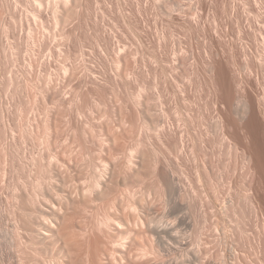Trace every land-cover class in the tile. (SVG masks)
I'll use <instances>...</instances> for the list:
<instances>
[{"label": "rangeland", "instance_id": "1", "mask_svg": "<svg viewBox=\"0 0 264 264\" xmlns=\"http://www.w3.org/2000/svg\"><path fill=\"white\" fill-rule=\"evenodd\" d=\"M36 1L38 2V0H0V53H1L0 58L2 59V60L0 59V78L1 79L4 78L5 80L4 79L3 80L7 83H8L7 80H9L10 77L14 78V80L19 79V81L29 80V79L31 80V78L32 79L33 78L34 79L47 78V74L45 72L41 75L38 71L37 66L35 68V65H37V63L34 64L35 69L33 68V66L32 67L30 66L31 64L30 59H29L30 62L27 61L30 64L24 63V61L27 59L28 56H30V54L32 56V53L30 52L29 48H32L33 44H36L34 45L35 47L33 46V48H35V51H37L42 47L43 43H45V46L47 47L46 52L48 53V58L54 57V60L52 63L53 66L51 68V70L53 69L51 71L54 75L53 79L55 81L57 79H61L63 85L66 87V89L69 90V93H71L72 88H71V85H69L70 78L64 77V75L62 78H56L55 76L56 73L54 74V71L57 69L55 62L56 60H59V58L64 59V60L70 59L71 61L72 60L75 61L76 59L77 68L79 66L80 70L83 71L86 67L85 66L86 62H85V65H83L85 60L84 58H82L83 57L82 54H84L83 52L92 49L93 55H94L93 64H94L95 75H96V78H94V82L92 85L94 89V97H95L94 98L95 101L93 103L95 122H94L93 127H94V133L96 136L94 138V141L92 142L88 141L86 139L87 135L85 133V131H87L86 121H87V116H88L86 112H88L87 106H88V103H90L89 100L86 99L85 92H86V88L90 85V78H80L84 82L82 83V86L79 87L78 89L79 97H75L74 99L72 97L71 98L72 100L69 99L70 101L66 102V104H64L59 110L60 112L63 111L65 113V116L70 117L67 120H71L67 122L66 117L64 116L65 119L63 118L62 127L64 129L65 141L67 142L68 145H71V144L73 145V146L71 145L72 146L71 149L73 148L72 150L75 155L73 154V152H72V155L75 156L76 159L78 160V164H79L78 167H79V171L81 172V174H79L80 178L78 176L79 180L75 179V182L77 183V185L83 186L86 180L89 183H90V180L91 182L92 180L95 181L97 176L101 175V174L99 175V172L102 169L104 168L106 169V167H109L110 164L116 167H119V165H121L119 168L124 167V168H121L122 173L121 171H119L120 169L117 168L119 169L118 170L119 174L121 173L119 175L118 188L116 187L112 189L111 190L112 193L109 192L111 194L109 195L107 194L106 197L104 196V198L102 197L103 199L101 198L100 200L96 199L92 203V205H86L85 203L83 204L82 203L83 201L81 199L82 202H80L79 208H77L78 212L74 216V221L76 223L78 222V224H81L83 227H86L87 233L89 235H93L96 238L101 237L100 243H101L102 248H104V246L109 247L110 239H111V238L109 239L110 231L106 228L101 229L100 226L99 227L97 226L100 220L106 217L104 215H107V212L111 211L110 209L111 205H109V203L112 204L113 199L116 198L117 201L114 200L115 201V202L113 201L114 204H116V207L118 206L117 207L118 209L122 208V206L124 205V202H123L124 200H121V199H124V198H121V196H119L120 195L119 191H121L122 189L123 191L124 189H127V188L135 189L138 191V194H140V192L142 191L146 193L150 191L152 194V199H154L155 201H153V203H152V199L149 201H151L152 205L154 203L156 204L152 206V208L157 207L158 210L157 209H156L157 211L155 210L156 211L155 213L157 216L167 217L166 215H168L169 217L172 216L174 218L176 215L182 213L184 216L188 214L187 217H190V216H193V214L195 213L193 216L194 218L190 217V220L192 219L191 220L192 223L190 225L183 224L182 227L179 228V231L183 228L179 233L180 239H182L180 241L181 242L185 241V242L178 243L177 244L178 246L176 245L174 249L171 252H169L171 254H169L168 251L167 252L163 251L162 256L165 255L166 259L168 257L171 258L172 256L171 259H173L175 264H179V263L181 264V261L183 260V256L185 257L188 251L197 249L196 244H198L199 242L195 243L196 241H198V240L195 241V239L198 238V237L196 238V234L200 233L201 231L203 232L204 230L203 237L205 239H202L203 237L201 238L202 243L204 244L200 242V245L204 246V248L206 246V248L209 251L211 250L210 252H212L211 254L214 257L213 259H215L216 257V260L218 259L217 261L219 262V263L217 262L218 264H223V263L232 264L234 263V261H236V259L238 260L237 262H235L237 264H242V263L243 264H264V227H263L264 224H263V221L260 219H257V217L251 211H248V210H247L248 212H245L244 214L245 216L243 218L240 215L241 213L240 212H239L240 214L238 213L241 217L240 219L239 217L234 216L231 210L228 213L227 218L225 217L226 219H224V217L223 218L220 217L221 215L220 210H219L220 212H218L217 210L216 212L214 211L215 214L214 213L212 214L210 212V216L211 214L213 216L210 218V220L207 218L209 221L205 218H202L203 216H201L202 213L200 209H198V207L197 209L192 207V202H191V196L193 195V193H192L190 186L192 183H194L195 176H194V172L192 171L193 169L190 168L192 167L190 165L192 164L190 148L186 146L184 149H181L175 144L174 141H171V140L170 142H168V140L165 142L166 137L164 133V132H170V130L172 131V129L174 130L175 128H178V124L182 125V120H179V119L183 116H181L182 114L180 115V113L178 115L177 113L178 110L176 111V107L178 108L180 106L179 101L181 99H179L178 101V98H183L184 96L185 97L183 98V101L185 102V104H183L182 107L187 110H184V109L183 110L187 112L194 111V113L193 112L192 113L194 114L195 118L196 117L198 118V121H196L197 119L195 121L199 123V115H201L202 114L201 112L204 111L203 107L206 102V95H205L203 88H202L203 92L201 89L200 91H198L197 88L199 89L200 87L199 81L201 79L199 78H202L203 76H205V75H202L204 74L202 73V70H205L203 72H206L208 71L206 69L209 68L207 67L208 65L205 66L204 64L207 63V60L205 61V58L207 59V55H205L207 54L206 51L208 50L207 46L211 47V42L209 41L212 38L211 35L215 39H217L215 37L217 35L218 39L220 38L219 40L223 41V42H220L222 43V48L221 47L220 48L224 49V51L229 50L230 52V49L228 48H230L229 46L233 44L232 46L234 47L232 49H234L235 51L234 52L235 58L239 56L237 58L239 59L237 61L238 63L237 66L239 65L238 66L239 68L236 67V69H238V72H243V73L245 72V74L248 73V71L246 69L247 67L245 65V60L242 58L244 61L243 60L241 61L240 59L242 57L240 52H242L243 46L247 47L250 45L247 48L248 49L250 48L253 56L255 55L254 56L255 60L253 57L252 61L253 60L254 61L252 63L254 67L256 65L255 73L257 75L255 73L253 74L256 75L255 77L258 79V91L261 97H263L264 99V93H263L264 92L263 90L264 89V0H232L234 7L235 6L237 7L238 5L242 7L241 9L239 8V6L237 7V10H239L238 12H240L241 14L235 13L234 10H232L234 7L230 9V7L233 6V4L228 5L229 8L227 5L224 6L225 4L224 2L227 3V1L225 0L223 1L221 0L222 2L220 0H79V2H77L78 0H74V1H71L73 2L72 4L74 7H72V4L70 3L68 6H66V8L64 9L62 8L63 13L60 12L62 14L61 15L59 14L60 16H62L61 17L62 23L59 24L61 25L59 29H57V27L55 26L54 12H53L54 16L52 15V12H50V11H53L50 8L52 7L51 5L52 2L53 1L55 2V0H51L49 2L50 4L47 3L48 0L45 3H44L45 0L42 2L43 5H41L42 6L41 8H42V11H45L43 12L44 14H42V11L40 10L41 9L39 6L40 4L38 5ZM229 1L230 0H228V3L231 4V1L230 2ZM202 2H205L203 3V6H202ZM206 3L209 6L205 5ZM74 4H76L77 6L75 7ZM49 5H50V8H49ZM172 6L176 7L175 10H177V8L180 9L179 6H182V9L183 7H185L183 11L186 9L185 11L186 13L182 12L184 14L180 15L181 12L179 11H181L182 9L177 10L179 12L178 14L177 11L175 12ZM206 6L207 8L205 9ZM38 9L41 11V15L40 13L39 15L45 16V19L41 18V21L42 20L45 21L46 28L43 27L44 22L41 23L39 19L40 16L36 14L39 11ZM243 11H246L245 14L247 16H245V14H242ZM230 12L233 13V15L230 14ZM35 14L38 18L35 16ZM193 20H195L196 22ZM186 24L187 26H185ZM243 26H245L246 28ZM6 27L8 28V30H10L9 28H11V30L8 31L9 33L6 31ZM37 27H39L38 30H37ZM190 27H191V30H190ZM213 27L215 28L216 33L217 31H219L217 29H220V31L218 32L219 34H216L214 32L215 30ZM259 28H261L262 30ZM203 29H205L207 32H205V30ZM251 29H254V30L252 31ZM192 30L195 32H193ZM198 30L200 32H198ZM211 30H214L213 31L214 33H210L212 32ZM190 31H192V33ZM208 32L210 34H208ZM222 32L223 34H221ZM242 32L244 33L242 34ZM206 33L208 34L207 37H209V40L208 38L205 39L206 36L204 34ZM33 35L35 36V38H33L34 37ZM106 38L112 39L110 42L112 44L109 43L108 45L109 48L107 47L108 41ZM34 39L36 40L35 42H34ZM208 42L210 43V45ZM244 42H247L248 45L246 43L244 44ZM226 43L228 45H226ZM241 43L244 45L241 46ZM16 44L18 46V50L16 49L17 48V46H15ZM12 45L16 47L15 49L17 51L16 52L14 49L15 53L13 55L14 51H12L11 52L12 56L17 57V53L19 55L16 61H15V58L13 57H10V60L7 57L9 56V54L11 55L9 50L10 51L13 50ZM203 45L204 46L206 45L207 50H205V47ZM224 46H226V48ZM59 48H61V50ZM105 48H108V50L106 51ZM1 49H2V52H1ZM25 49H26V53H25ZM81 49L82 50L84 49L85 51L84 50L81 51ZM221 49L219 50L222 52L223 50ZM6 50L8 51L9 54L7 53ZM250 50H249V54H250ZM20 51H21V54H20ZM226 51L222 53L225 55L228 52ZM236 51L239 54L236 53ZM27 53H30V54H27ZM49 53H51L50 56H49ZM2 54L3 55L5 54L7 56L4 55L5 57H3ZM227 54L225 55L226 57L229 56L230 53H227ZM21 55L24 57L25 59L24 61H22L23 57H21ZM178 55L181 56L180 57L181 61ZM25 56L27 57L25 58ZM11 58L14 59L13 62ZM30 58L33 59V63H35L34 62L35 59L33 57H30ZM197 58L199 59V61ZM182 60H183V63H182ZM4 62L6 65H4ZM179 62L181 63V65ZM198 62L200 64V67L198 66L199 65ZM25 65H28L30 68L28 66L27 68ZM55 66L56 68H54ZM30 69H33L34 71L32 70L29 71ZM80 70L78 72H81ZM165 70H168L169 74L167 73L165 74ZM166 75H169L170 77L172 76L173 78L172 77L170 78L169 76L167 78ZM7 77L9 79H7ZM197 78L199 80H197ZM173 79H177V81H179V83L183 85L182 86L183 89L181 88L183 90L182 94H184L183 97L181 96L182 94L181 95L179 93L176 94L177 88H176V85L174 86ZM11 80L13 79H10V81ZM17 83L18 82L16 80V83L14 82V84H17ZM259 83H262V84H259ZM14 84H9V87L7 88L5 84H4L5 88H3L4 87L3 85H0V86H3L2 89L0 87V115L3 112H5L4 110L2 111L1 107H3V109L5 107L7 109V112L9 113L8 115V113L5 112L6 115L9 118H11V121H10L9 118L3 113L2 116L5 115L6 117L4 118H6L7 121L9 120L8 122L6 121L7 126H8L6 128H9V127L11 128V125L13 122L14 125H20L19 128L23 132L24 130L22 128H24L25 131L27 129H34L39 124H41V121H42V120H39L40 117H37L39 113L34 111L35 117H33L34 115L33 113H31L32 115L31 116L32 118L30 117V119L32 120L31 124H30V121L28 123L26 122V120L25 121L23 120V117L22 118L20 117L21 112L22 113L25 112V109H22L21 107L24 106L26 108L27 105H24V103H26L25 101L22 102L25 99L22 98L23 96L21 97V95L18 94L20 93L19 89L17 88L15 89V91H13L14 87L15 88L17 87ZM19 84H18V87H20ZM12 85H14V87H11ZM66 85H69V86H66ZM260 85H262V87ZM12 91L16 92L21 98V100L22 99L23 100L21 101L19 99L20 100L19 102L17 100L19 97L16 96V93L15 94L12 93ZM145 92L146 94H144ZM201 92L203 95L200 94ZM13 94L16 96L17 99H14L15 96H12ZM178 94L180 95V97H178ZM147 98L149 101L148 100L146 101ZM144 101H146L148 104ZM21 103L23 106H21ZM177 103L179 106H176ZM18 105L21 106V107L19 106V109H17ZM184 105L186 106V108ZM77 108L78 109L81 108L82 109L81 112H84V115L78 116ZM200 108L202 109V111H200L201 110ZM17 110H19L18 113L20 112L19 113L20 116L16 115L18 114ZM195 112L198 114L197 116L195 115L196 114ZM85 114L87 116H85ZM14 115H16V117L19 116V119L23 120V122L25 123H28V125H26L25 123H22L21 120L19 119H14L13 118ZM176 115H178L179 118ZM12 118L14 119L13 121H12ZM2 119L0 120V123H2L3 121L5 122V120H2ZM37 119H38L37 121L38 124L33 121V120L36 121ZM64 120L66 121L64 122ZM14 121L17 123L15 124ZM195 121L193 122L194 124H196ZM10 122H11V125H10ZM20 122L21 124L23 125L25 124V125L23 126L19 124ZM69 122L71 123L69 124ZM6 123H4V125H6ZM14 125H12V129L9 128L10 130L9 136H6L7 135V132H6L5 136L7 140L6 139L2 140L1 139L2 137L0 136V139L2 140L0 141V143L2 142L4 143V145H2L3 143L1 144L2 147L6 146L5 141H8L7 145L10 142L12 143V141H14L12 143L13 145L11 146L10 144V146L14 148V149L13 148L11 149L14 150L13 161H14L15 167L13 166V168L9 171H12L14 173L15 172L13 171L15 170L14 168L17 167L16 169H18L20 167L19 172L16 170L18 173L15 172V176L14 174H10L11 178H9L10 175L8 173L10 172L7 171L8 169L7 170L3 169V167L1 166L2 164L0 163V166L2 167L0 169L1 170L3 169L2 171L3 173L5 170V172L7 173L6 174L4 173V174L5 176L8 175V177L6 176L7 179L9 178L8 180L5 179L6 177L3 178L2 176L4 174L0 170V172L2 173L0 174V176L2 175L1 177L3 178L2 181L4 179L6 180V182L5 180L3 181V183H5L3 184L4 186L2 185V181H0V185H1L0 192H3V194L0 193V195L2 194L0 196V198L2 197V199H0V206L2 205L0 207V210H1L0 214H2L0 215V220H2L3 222L2 223L3 225H2L0 221V224H1L0 227L2 228V229L0 228V237H2L0 238V244H1L0 246H2L3 244L5 246V247L3 246L4 248L0 247L1 256L4 255V252L6 255L7 252L9 254L12 251V249H10L12 248L10 244H11V238H12L11 236L13 234L12 235L10 234L13 233V227L11 225L13 223L12 221H14L15 218L12 213H11L12 215L10 214L11 209L9 208H11L10 206H12L15 201L14 199H13L14 201L10 200V198H12L11 195L14 196L15 194H17L16 189L13 186L17 178L14 179V183H13V180L11 179H13V177H16V173L18 174V177L23 175L21 177L24 179L25 170L23 169H25L24 166H27V164L25 163L27 160H29V163H31L30 160L33 158L31 157L29 159V154L32 153L31 154L32 156L36 155L37 153L36 151L38 150L40 151L39 148L41 145L39 141L33 140V142L34 141L37 142L36 143L37 145L39 143L38 145L39 148H35L38 146L37 145L34 146L35 142L34 143L32 142V139H31L32 136L29 134L30 132L26 131L31 136V137L30 136L27 137L26 132H25V135L23 132L22 134L21 131H19L20 129ZM30 125L32 126L36 125V127L34 128L31 127V128L26 129V127L28 126L30 127ZM184 125H186L187 127V124L184 122V124L182 125L183 127L182 129L186 128ZM13 126L15 127L14 129H19V130L15 132V130L13 129ZM194 127H196V125H194ZM1 128H4V126ZM197 128L200 129L199 124L197 125L195 129ZM11 130L13 131V133H11L12 132ZM42 131L44 132V130ZM43 132L42 133L40 131H38L37 133L34 132L35 133L34 135L36 136V134L39 133L41 134V138H42L43 137L42 134L44 135ZM20 134H22V136H20ZM23 136L26 137L25 139L27 143L26 141L25 143L27 144V147H29L27 148L28 151H26L27 149L26 147H24L26 146V144L24 143V140H23L24 138H21ZM39 136H36V139L38 138L41 139ZM7 137L8 138L10 137L9 140ZM27 138H29V140L31 139L29 143H28ZM19 140L20 142L22 141L21 142L22 145L24 144L25 145L19 146V144H21ZM22 147L26 149V150L24 149L26 152H29V154L25 153L28 156L27 159L25 158L26 156L25 157L23 156L25 154H23L22 152L24 150H21ZM29 150H31V153ZM0 151H1V148H0ZM33 152H35L34 155H33ZM21 153L23 154L21 156L24 157L23 161L25 160L24 161L25 163L21 161L22 159V157L20 156ZM15 155L21 158L19 162L17 160L18 158H16ZM148 157H150L152 160H150ZM152 157H156V158H152ZM3 158L4 157H2V159ZM65 158L67 160H70V155L66 153ZM154 159L157 160L158 162L160 160V163H159L160 165L157 163L159 165V168H161L164 165L163 168L166 170V172L168 171L167 175H169L170 177L172 176L171 177L172 179H174L175 181L181 184L180 186L181 188H179L178 193L177 192L173 193V191L172 192L166 191L160 185H158V183L156 182L157 181L156 175L151 174L153 171L152 169L151 171L149 170L152 167L153 163H155ZM47 160L49 161V159H46V163L48 164ZM108 161H110L111 163ZM21 162L25 164L22 167L19 165ZM123 162H124V165H123ZM3 163L5 164V161ZM149 163H151L152 165L151 164L148 165ZM137 165L139 166L137 167V170L139 171L131 175V172H129L130 171L129 166L135 168V166ZM179 166L183 168L181 169V167ZM152 168H154V165ZM163 168L161 169L165 173V170ZM21 169H22V173L20 171ZM105 169L104 171L102 170L103 172L102 174L106 172ZM18 179H21V178H18ZM18 179L16 181H18ZM8 182L10 183L8 184ZM11 183L12 185H10ZM119 186H120V190H119ZM158 186L160 190L157 188ZM11 188L15 190H11ZM157 190L159 193L157 192ZM12 191H14L13 193L15 192L16 193L12 194ZM165 191L169 192L168 194L170 195V198L175 196L174 197L175 200L178 199V197L180 200L178 199V201H175L174 199L171 198L172 202L170 201L169 203L170 199L167 196L168 194H164ZM162 192L164 195L162 194ZM113 194H116L118 196L114 197ZM119 199H120V202H119ZM8 201L9 202L11 201V202L9 203ZM121 201L123 203L122 205H121ZM8 203L10 204L9 208H7ZM178 206L179 207L181 206L180 207L181 209ZM190 206L193 209V211L190 209ZM177 208H179L178 209L179 211L177 210ZM72 209H73V206L72 208H69L67 212L71 213ZM174 209L175 211H178L179 213L177 212L178 213L177 214L175 211H173ZM121 210L123 211L124 208L120 209V211ZM172 211L175 212L176 214H172L173 213ZM191 211H192V214H191ZM183 212H186L187 214L185 215ZM217 212L220 214L216 215ZM249 212L251 215L249 214ZM4 214L5 216L6 214L8 215L10 214L9 216L7 215L6 217L10 218V216H12L14 219L12 217L10 219L8 218L6 219V217L3 216ZM230 214H233V215L229 216ZM15 216L18 217L17 214ZM4 217H5L6 222L3 219ZM194 219L197 222L199 220L198 223L200 224L196 223ZM188 220L189 218H187V221ZM206 220L207 222H205ZM222 220L224 222H222ZM217 222L219 223L215 225L217 227L216 228L214 224H216ZM223 223L227 226V228L226 226L224 227ZM7 224L10 225V227L12 228H10ZM4 225L6 226V228ZM211 225L213 227H211ZM188 226H190V228ZM8 227H9V231H8ZM200 227L202 228L200 229ZM101 230H104V231H101ZM224 230L227 233L226 234L227 237L229 236L227 238L229 240H226L225 238L226 235L224 236L225 234ZM229 233L231 234L232 237L230 236ZM204 234L206 237L204 236ZM240 235L241 237H239ZM181 236L183 238H181ZM1 239H4V240L1 241ZM188 239L190 240L188 241ZM186 241H188L189 243L188 242L186 243ZM231 242H233L234 244ZM228 243H229V246H228ZM188 248L189 249L192 248V250L191 249L189 250ZM103 252L104 251H101V253ZM237 252L239 253L237 254ZM219 253L220 254L222 253V254L220 255ZM243 253L245 256L243 255ZM174 257L176 258V260ZM9 260L10 259L6 260L7 262L6 261L4 262L6 264L10 262H11L10 264H14L13 261L11 260L9 261Z\"/></svg>", "mask_w": 264, "mask_h": 264}, {"label": "bare ground", "instance_id": "2", "mask_svg": "<svg viewBox=\"0 0 264 264\" xmlns=\"http://www.w3.org/2000/svg\"><path fill=\"white\" fill-rule=\"evenodd\" d=\"M43 1L44 0H42V1L38 0V2L36 1L38 3V5L40 4L39 5L40 8L42 7L41 5H43L42 4ZM46 1L47 0H45L44 3ZM50 1L51 0H48L47 3H49ZM71 1H74V0H55V2L53 1L54 4H53V2L51 4L53 8L52 7L50 8V5H49V8L53 10V11H50V12H52V15L54 12L55 26L57 27V29L60 28L61 25H59V24L62 23L61 22L62 16H60L63 13L62 8L64 9L70 3L72 4L73 2H71ZM225 1H227V3H228V0H225ZM230 1H231V4L230 3L227 4L226 2H224L225 3V4L223 3L224 6L225 5H227V6L232 5L233 4L232 0H230ZM77 2H79V0ZM77 2H76V4H77ZM205 2H202V6H203V3H205ZM76 4H74L75 7L77 6ZM242 4H243V2H242ZM242 4H240V5H242ZM205 5H208V4L206 3ZM72 7H74L73 4H72ZM179 7H180V9H182V6H179ZM232 7H234V4H233V6L230 7V9ZM235 7L232 10H234L235 13H240V12H238L239 10H237V7L236 8ZM172 8H174V10H175L176 7L172 6ZM184 8L185 7H183V9ZM206 8H207V6L205 7V9ZM228 8H229V6H228ZM239 8L241 9L242 7L239 6ZM180 9L177 8V10H180ZM183 9L181 11H179V12H181L180 15L184 14L182 12L186 11V9L184 11H183ZM40 10L42 11V8ZM177 10H175V12ZM39 11L36 14L39 15V13H40V15H41V11L40 12ZM43 12H45V11H42V14H44ZM60 12H62V13H60ZM179 12L177 11L178 14H179ZM245 12L246 11H243L242 14H245ZM233 13L230 12V14H232V15H233ZM36 14H35V16H36ZM235 15H237V14H235ZM42 16H40V18H39L40 21H41V18L45 19V16H43V17ZM242 16H244V15H242ZM245 16H247V15L245 14ZM251 16H252V14H251ZM255 18H257V17H255ZM193 21H195V20H193ZM196 21H197V19H196ZM42 22H44L43 27H45V21L42 20L41 23ZM184 23H186V22H184ZM185 26H187V24ZM191 27H190V30H191ZM243 27H245V26H243ZM38 28L39 27H37V30H38ZM213 28H211V29H213ZM9 29L11 30V28H9ZM205 29H203V30H205ZM259 29H261V28H259ZM10 30H8V28L6 27L7 32ZM214 30H215V28H214ZM214 30H211L212 32H210V33H214V32L216 33V30L215 31ZM217 30L220 31V29H217ZM251 30L253 31L254 29H251ZM192 31H190V32L192 33ZM219 31H217L216 34H219L218 33ZM239 31H240V29H239ZM193 32H195V31H193ZM198 32H200V31L198 30ZM202 32H204V31H202ZM205 32H207V31L205 30ZM210 33L208 32V34H210ZM243 33L244 32H242V34ZM208 34L206 33L204 35L206 36L205 39L208 38V40H209V37H207ZM221 34H223V32ZM220 35H219V37H220ZM211 37H212L211 40H209L211 42V47L207 46V49H208L207 50L206 45L205 46L203 45L205 47V50H207L206 51L207 54H205V55H207V59L204 57L205 61L207 60V63L204 65L205 66L208 65L207 67H209V68L206 69V70H208L206 72H203L205 70H202V73H204V74H202V73L201 74L205 75V76H203L202 78H199V79H201L199 81L200 87H199V89L197 88L198 91H200V89L202 90V88H203L205 95H206V102H205V105L203 107L204 111H202V109L200 108L201 109L200 111H202L201 112L202 114L199 115V123L196 122V121H198V118L197 117L195 118V116L193 114L194 111H192L193 113L191 111H189V112L184 111L187 109H184L182 107L183 104H185V102L183 101V98L185 96L183 97L184 94H182V92H183L182 86L183 85H181L179 83V81H177V79H173L174 86L176 85V88H177V92L175 91L176 94L177 93H179L180 95L182 94L181 96L183 97V98H178V101H179V99H181V100L179 101L180 106L178 105V103L176 105V106H179L178 108L176 107V111L178 110V112H177L178 115H179V113H180V115L182 114L181 116H183V117H181L179 120H182V125L185 122L187 124V127H186V125H184L186 128L182 129L183 128L182 125L178 124V128H175L174 130L172 129V131L170 130V132H164L165 137H166L165 142L167 140H168V142H170V140H171V141H174L175 144L181 149H184L186 146L190 148V154H191V159H192V160L190 159L192 161V164H190L192 167H190V168L193 169L192 171L194 172V176H195L194 183H192V184L190 183L191 184L190 187H191V190L193 193L192 196L190 195L191 196V202H192V207H194L196 209L198 207V209H200V211L202 213L201 216H203L202 218H205V219L208 218L210 220V218L213 216L212 214L214 213V211L216 212V210H217L218 212L221 211L220 217L221 218L224 217V219H226L228 213L231 210L233 212L234 216L239 217V219H240L241 217L243 218L245 216L244 215L245 212L251 211L257 217V219L262 220L263 224H264V99H263V97H261V95L258 91V79L255 77L257 75L255 73L256 65L254 67L253 63H252L255 60V57H254L255 55L253 56L250 48L249 49L247 48L250 45L247 47L243 46L242 52L239 51L241 53V56H242L240 59H241V61L243 59L245 60V65L247 67L246 69H247L248 73L245 74V72L244 73L238 72V69H236V67L239 68L238 67L239 65L237 66V64H238L237 61L239 60L237 58L239 56L237 58H235V54H234L235 51H234V49H232L234 47V46H232L233 44H231L232 47L229 46L230 48H228V49H230V52H229V50H227L228 52L225 50L227 53H230L229 56L226 57L225 55L227 53L224 55L223 53L225 51H224V49H221L222 43H220V42H223V41H220L219 40L220 38L218 39L217 35L215 36L217 39H215L212 35H211ZM33 38H35V36ZM111 40L112 39H110V38L107 39V41H108V43L106 42L107 47H108L109 43L111 42ZM35 41L36 40L34 39V42ZM218 42L220 43L221 46L219 45ZM245 43L247 44V42H244V44ZM110 44H112V43H110ZM244 44L241 43V46ZM34 45H36V44H33V46ZM209 45H210V43H209ZM226 45H228V44L226 43ZM15 46H17V44ZM33 46H32V48H29L30 52L32 53V56L30 53H27V54H30V56H28L26 54L28 57L25 56V58L27 57V59L25 60L24 57L21 55V57H23L22 61L25 60L24 63L26 64V63L30 62L29 61V59H30L31 64L30 63L29 64L31 67L33 66V68H34V64L37 63V65H35V68L37 66L38 71L41 75L45 72L47 74V78H37V79L31 78V80L29 79V80H23V81L20 80L21 81V83H20L19 79L14 80V78L10 77V79H13L15 83L17 80L18 83L14 84L13 80L10 81V79L7 77V79H9L7 81L9 84H14L15 86H17L16 88L14 87V85H12L11 87H14L13 91H15V89L18 88L20 93L22 92L21 94L20 93H18V94L21 95V97L23 96L22 98L25 100L22 99L23 100L22 101L21 98L19 97V95L16 92L12 91V93H14V94L16 93V96L19 97L17 99L16 96L13 94L12 96H15L14 99H17L19 102H20V100L22 102L25 101L26 103H24V105H27L26 108L22 105V103H21V106H23L24 108L21 107L20 105H18L17 109H19V106L22 109H25V112L23 110V112L25 114L21 112V116H20V114H19L20 112L18 113L19 110H17L18 114H16V115H19L21 118L23 117V120L24 121L26 120V122H28V123L30 121V124H31V122H32V120L30 119V117L32 116L31 113H33V115L35 112L39 113L38 114L39 116L37 115V117H40L41 119L39 118V120H42V121H41V124H39L37 127H39L41 130L39 128H37L36 125L35 126L30 125V127L28 126V127H26V129L31 128V127L32 128L36 127L37 130H36V128H34V129H27L26 131L30 132L29 134L32 136V138H31L32 142H33V140H35V141L37 140L40 142L41 145L39 148V146H38L39 143L37 145L36 144L37 142H35V141H34L35 143L33 142L34 146H36V145L38 146L35 148L40 149V151L37 149L39 152L36 151L38 153V154L36 153L37 156L34 155L35 152H33V155L35 156L34 157L31 155L32 154L31 150H29L31 154H29V152H26V151H28L27 148H29V147H27V144H26L27 143V141L25 139L26 137L25 136L21 137V138H24L23 139L24 143L26 141V143H25L26 146H24L25 144L22 145V143H21L23 141L22 139H21L22 140L21 142L19 140V142L21 143V144H19V146L20 145L24 146L27 149L26 150L23 147L21 148V150H24V149L26 150V151L24 150L25 152L22 151L23 154L27 153V154H29V159L31 157H33V158L30 160L31 163H29V160H27L25 163L24 162L25 160L23 161V158L26 156L25 158L27 159L28 156L26 154L25 155H23L22 153L20 154V156L21 155L24 156V157L21 156L22 159L19 158V156L18 157L16 156L17 153L15 155V157L18 158L17 159L18 162L21 159V161H23L25 164H27V166H24L25 169H23V170H25L24 179L21 177L23 175H21V176L19 175L20 177H18L17 173L19 172L20 167L18 169H16L17 168L16 167V168H14L15 170H13L15 172L18 171L16 173V177L12 176L13 179H11V180H13V183H14V179H16V178L17 179L21 178V179H18V181H16L17 180L16 179L15 183H14L15 185L13 184V186L16 189L17 194H15L16 192L13 193L14 191H12V194H15L14 196H12L10 194L12 197V198H10V200H13V199L15 200V201L13 200L14 204L13 205L11 204L12 206H10L11 208H9V205H10L9 203L11 201L10 202L8 201L9 203L7 205L8 206L7 208L11 209L10 214L12 213L14 218H15V220L12 221L14 218L12 216H10V218L11 217L13 218L12 220H10L13 223L11 222L12 225L9 223L13 227V233L10 234V235L13 234L11 236L12 237L11 238V244L9 243L12 247V248H10V246H9V248L12 249V251L9 254L7 252L6 255H5V252H4V255H2V256L0 255L1 256L0 257V264H6L4 261H6L8 259L13 261L14 264H175L173 259H171L172 256H171V258L168 257L169 259L168 258L166 259L165 255L162 256L163 251H166V252L168 251V253H169L174 249V247L178 243L185 242V241H182V242L180 241L182 239H180L179 233L183 228L180 231H179V228H181L183 224L190 225L192 223V221H191L192 219L190 220V217L194 218L193 216L195 213L193 214V216H190V217H187L188 214L186 212H183L185 215L187 214L186 216H184L182 213L178 214L179 213L178 209L181 207V206L180 207L178 206L179 207V208H177L178 211H175V209L173 210L176 213L178 212L177 213L178 215H176L174 218L172 216L169 217L168 215H166L167 217L157 216L155 212L158 209H157V207H155V208L153 207L154 209L152 208V206H154L156 204L154 203L152 205L153 201H155V200L152 199V194L150 191L148 193L142 191V192H140V194H138V191L135 189L127 188V189H124V191H123V189L121 188L122 190L119 191L120 192L119 196H121V198H124V199H121L120 197L119 198L121 200H124L123 201L124 205L122 206V208H124L123 211L122 210L120 211V209H122V208L118 209L117 208L118 206L116 207V204H114V202H115L114 200H116V198L113 199L114 202L112 201V204L109 203V205H111V207H110L111 211L107 212V215H104L106 217H104L102 219L100 218L101 220H100L99 224H97V226L98 227L100 226L101 229L106 228L110 231L109 239L110 238L111 239H110V246L109 247L104 246V248H102L101 243H100L101 237L96 238L93 235H89L87 233L86 227H83L81 224H78V222L76 223L74 221V216L78 212L77 208H79L80 202L83 201L82 202L83 204L85 203L86 205H92V203L96 199H99V200H100V198L103 199L104 196L106 197L107 194L109 195L112 193L111 192L112 189H114L116 187L118 188L119 175L122 173L121 168H124V167L119 168L121 166L119 164H118L119 167H116V166H113L112 164H110L109 167H106V169L104 168L106 171L104 174H102L103 173L102 170L104 171V169H102L103 168L102 167L101 168L102 170L99 172V175L100 174L101 175L97 176L95 181L92 180V182H91V180H90V183H89L86 180V182L84 184L82 182L83 186L77 185V183L75 182V179H78V176L80 178L79 174H81V172L79 171V167H78L79 166L78 160L76 159L75 156L72 155V152H73L72 149L73 148L71 149V147L73 145L71 143L70 144L72 146L68 145L64 139V129L62 127L63 118L65 119V117H66V120H67L70 117L65 116V113L63 111H61L64 113V115H63V113H61L59 110L64 104H66V102H69L70 100H72L71 99L72 97H73V99L75 97H79L78 89H79V87L82 86V83L84 82L80 78H90V85L86 88V92H85L86 99L89 100V102H90V103H88V106L86 105L88 107V112H86L88 116L85 114V116H87V121H86L87 122L86 123V126H87L86 130L87 131H85V133L87 135L86 139L88 141H90V142L94 141V138L96 136L94 133V127H93L94 122H95V120H94L95 115H94V110H93V103L95 101L94 100L95 97H94V89H93L92 85L94 82V78H96V75H95V69H94V64H93V62H94L93 61V56H94L93 50L91 49V50L85 51L83 49L85 51V52H83L84 54H82V56H83L82 58H84V60H85V61L83 60L84 61L83 65H85V62H86V65H85L86 67L84 66L85 71L83 70L84 71L83 72L82 70H80V68L78 66L79 70L82 73L78 72L79 70L77 68V63H76L77 60L76 59H75V61H73V60L71 61L70 59L64 60V59H60V58H59V60H56L55 63L57 66V69H56L57 71L55 70L54 74L56 73L55 74L56 78H62L63 75H64V77L70 78L69 85H71L72 89H71V93H69V90L66 89V87L63 85L61 79H57L56 81L53 79L54 75L51 72L53 69L51 70V68L53 66L52 63H53L54 57L48 58V53L46 52L47 47L45 46V43H43L42 47L37 51H35V48H33ZM105 47H106V45H105ZM193 47H194V45H193ZM224 47L226 48V46H224ZM12 48H13V50H11V51L8 49L10 53L12 51H14V49L16 47L13 46ZM108 48H105L106 51L108 50ZM16 49L18 50V46ZM16 49H15V51H16ZM59 49L61 50V48H59ZM219 49L223 50L222 51L223 53ZM19 50H21V49H19ZM83 50L81 49V51H83ZM249 50H250V54H249ZM15 51L13 52V55H14ZM237 51H236V53H238ZM1 52H2V49H1ZM7 53H8V51H7ZM25 53H26V49H25ZM20 54H21V51H20ZM4 55H3V57L7 56V55H5V56ZM50 55H51V53H49V56ZM205 55H203V56H205ZM18 56L19 55L17 53V57ZM7 57L9 60H10V57L15 58V61L17 59V57L12 56V53H11V55L9 54V56H7ZM30 57H33L35 59V61H34L35 63H33V59H31ZM180 57L181 56H179V58ZM253 57H254V60L252 61ZM13 58H11L12 62L14 60ZM183 60H182V63H183ZM27 61H29V62H27ZM83 61H82V63H83ZM180 61H181V58H180ZM198 61H199V59H198ZM10 63H11V61H10ZM179 63H177V64H179ZM198 64H199V62H198ZM4 65H6L5 62H4ZM180 65H181V63H180ZM25 66L27 67L28 65H25ZM56 66L54 68H56ZM198 66L200 67V64ZM31 70L34 71L33 69H30L29 71H31ZM256 70H258V69H256ZM199 71H201V70H199ZM166 73L169 74L168 70H165V74ZM253 73H255L256 75H254ZM166 76L168 78L169 75H166ZM3 79L4 78H2V79L0 78V83H2L0 85L4 86V84H5L6 88L9 87V84L4 81L5 79L4 80ZM25 79H27V78H25ZM199 79L197 78V80H199ZM18 84L20 87H18ZM259 84H262V83H259ZM69 85H66V86H69ZM180 85H181V87H180ZM3 86H0L1 89ZM5 86L3 88H5ZM260 86L262 87V85H260ZM203 90H202V92H203ZM202 92L200 94H202ZM144 94H146V92ZM179 94H178V97H180ZM200 94H199V96H200ZM143 97H145V96H143ZM148 98L146 99V101L148 100ZM203 98H204V96H203ZM146 101H144V102H146ZM185 101H186V99H185ZM187 106H188V104H187ZM185 108H186V106H185ZM1 109H2V111L4 110L5 112H7V109L5 107H4V109H3V107H1ZM81 111H82L81 108L78 109V111H77L78 116L84 115V112H81ZM5 112H3V113L6 115ZM3 113L0 115V118L3 115ZM198 113H199V111H198ZM22 114H24V115H22ZM5 115L2 116L3 119L1 118L2 120H5V122L3 121L4 123H6V121H7L6 118H4L7 116V115L6 116ZM8 115H9V113H8ZM16 115H14L13 118L19 119V116L16 117ZM178 115H176V116H178ZM195 115L197 116L198 114L196 113ZM33 117H35V115ZM13 118H12V121L14 120ZM178 118H179V116H178ZM193 119H194V121L197 119L195 121L196 124L193 123L194 122ZM9 120L11 121V118H9ZM19 120H21V119H19ZM23 120H21V122L25 123V122H23ZM66 120H64V122ZM33 121L38 124V122H37L38 119L36 121L35 120H33ZM68 121H71V120H67V122ZM21 122L19 124H21ZM2 123H0V126L1 127L4 126V128L0 127V136L2 137L1 138L2 140L3 139L5 140L6 136L10 135V130H9L10 127L6 128V127H8L7 123H6V125H4V123L3 124ZM16 123L17 122H15V124ZM28 123H25V124L28 125ZM70 123L71 122H69V124ZM197 123L199 124L200 129L199 128L195 129L198 125ZM193 124L196 125V127H194ZM10 125H11V122H10ZM12 125H14L13 122H12ZM12 125H11L10 129H12ZM21 125H23V124H21ZM14 126H17L18 128L20 127V125H14ZM14 126H13V129L15 128ZM19 129H14V130L16 132ZM22 129L24 130V132L21 131V129L19 131H21V133L23 132L25 135L26 131L24 128H22ZM42 130H44V132ZM38 131H40L41 133L42 132L44 133V135L42 134V136H43L42 138H41V134L38 133L40 136L38 134H36V136H39L41 138V139H39L37 137L39 140L36 139V136L34 135L35 134L34 132L37 133ZM6 132H7V135H6ZM11 133H13V131ZM22 134H20V136H22ZM29 134L27 133L26 136L27 137L30 136ZM9 138H8V140H9ZM18 138H20V137H18ZM1 139H0V141H2ZM27 139H28V143H29L31 139L30 140H29V138H27ZM5 142H6V146H4V147L1 146V144L3 142L0 143V146H1L0 147L1 148V151H0L1 159H0V161H2L0 163L2 164L1 166L3 167V169H6V170L8 169L7 171H9L13 168V166L15 167L14 161H13V158H14V155H13L14 150L13 149L14 148L11 147L13 145L12 143L14 141H12V143L9 141L10 143L8 145H7L8 141H5ZM10 144H11V146H10ZM2 145H4V143ZM8 146H10V147H8ZM11 148H13V149H11ZM179 148H177V149H179ZM10 150H11V152H10ZM12 150H13V152H12ZM33 151H35V150H33ZM66 153H68L70 155V160H67L65 158ZM73 154H74V152H73ZM2 157H4L3 159L5 161V164L3 163L4 161H3ZM156 157H152V158H156ZM148 158L150 160H152L150 157H148ZM188 158H190V157H188ZM46 159H49V161L47 160L48 164L46 163ZM157 160H158V158H157ZM157 160L154 159V162H155V163H153L154 168H152L153 165L151 164L153 161L148 164V165H150V164L152 165L151 168L149 167L150 168L149 170L150 171H151V169L153 170L152 173L151 172H149V173L156 175V180H157L156 182L163 189H165L166 191H170V192L173 191V193L174 192L178 193L179 188H181L180 187L181 184L178 183L177 181H175L174 179H172L171 178L172 176L170 177L169 175H167L168 171L166 172V170L163 168L164 167V165H163L161 168H163L165 170V173H166L165 174L164 171L161 168H159L160 160H159V162ZM18 162H16V163H18ZM23 162H21L19 164L21 167L23 165H25ZM108 162H110V161H108ZM111 162H112V160H111ZM3 164H4V166L5 165L6 166L4 167ZM125 164H126V162H125ZM183 164H185V163H183ZM123 165H124V162H123ZM1 166H0V168H2ZM137 167H139V166L137 165V166H135V168L129 166V168H130L129 172H131V175H133L137 171H139V170H137ZM179 167H181V166H179ZM117 168H119L120 170ZM182 168L183 167H181V169ZM3 169L2 170L0 169L1 172L3 171ZM118 170L121 171L120 174H119ZM20 171L22 173V169ZM1 172H0V174L3 173V172L2 173ZM9 172H10V173H8L9 175L14 174V176H15V172L14 173L12 171H9ZM4 173L6 174L7 172H5V170H4ZM5 174L3 176L2 175L1 176L3 178L6 176L8 177V175L5 176ZM175 175H174V177H175ZM1 176H0V178H1L0 181H2V179H3ZM7 177L5 179H7ZM9 178H11V175ZM3 181H2V185L5 184V183H3ZM5 182H6V180H5ZM9 183L10 182H8V184ZM78 184H80V183H78ZM10 185H12V183ZM13 186H12V188H13ZM0 187H1V185H0ZM5 187H6V185H5ZM8 188H9V186H8ZM12 188H11V190H15ZM157 188L160 190L159 186ZM119 190H120V186H119ZM24 191H25V193H24ZM162 191H164V190H162ZM109 192H111V193H109ZM157 192H158V190H157ZM165 192H164V194L169 193V192H166V193ZM0 193L3 194V192H0ZM162 194H163V192H162ZM113 195H114V197L118 196L116 194H113ZM167 196L170 199L169 203H170V201L172 202L171 198L174 199V197H175L172 195L173 197L170 198L169 194ZM0 199H2V197ZM81 199H82V201H81ZM120 199H119V202H120ZM151 199H152V203H151V201H149ZM178 199H179V197H178ZM178 199H176V200L174 199V200L178 201ZM191 202H190V204H191ZM116 203H118V202H116ZM122 204L123 203L121 201V205ZM171 204H173V203H171ZM175 204H177V203H175ZM72 206H73L72 212L71 213L67 212V210L69 208H72ZM190 209L193 211L191 206H190ZM6 211H8V210H6ZM192 211H191V214H192ZM175 212H173L172 214H176ZM210 212L212 213L211 216H210ZM218 212L216 213V215L220 214ZM238 213L241 215V217ZM16 214L18 215V217L15 216ZM233 214H230L229 216H231ZM249 214H250V212H249ZM0 215H2V214H0ZM7 215L8 214H6V216ZM3 216H5V214ZM5 217L3 218L4 220H5ZM1 218H2V216H1ZM7 218L10 219L9 217H6V219ZM187 218H189L188 221H187ZM195 218H196V216H195ZM229 218H231V217H229ZM232 218H233V216H232ZM207 220L205 222H207ZM223 220H222V222H224ZM0 221L2 224L3 223L2 220H0ZM231 221H232V219H231ZM5 222H6V220H5ZM198 222H199V220H198ZM198 222L196 221V223H198ZM218 223L219 222L214 224V226L217 225ZM260 223H262V222H260ZM198 224H200V223H198ZM10 225H8V226L10 227ZM194 225H196V224H194ZM225 226L226 225L224 224V227ZM9 227H8V231H9ZM12 227H10V228H12ZM188 227L190 228V226H188ZM194 227H193V229H194ZM198 227H199V225H198ZM211 227H213V226L211 225ZM5 228H6V226H5ZM201 228L202 227H200V229ZM226 228H227V226H226ZM226 228H224V229H226ZM226 230H228V229H226ZM101 231H104V230H101ZM192 231H194V230H192ZM194 232H196V231H194ZM203 232H204V230H203ZM203 232L201 231L200 233L196 234V238L197 237L198 238L195 239V241L196 240H198V241H196L195 243L199 242L198 244H196L197 249L192 250V248H190L192 251H188L186 256L185 257L183 256V260L181 261V264H218L219 263L217 261L218 259L216 260V257H215V259H213L214 257L211 254L212 252H210L211 250L209 251L206 248V246H205V248H206L205 249L204 246L200 245V242L202 243V239H205L203 237ZM205 234H204V236H205ZM226 234L227 233L225 231L224 236ZM244 234H245V232H244ZM230 236H231V234H230ZM228 237H227V235L225 236L226 240H229V239H227ZM239 237H241V235ZM239 237H237V238H239ZM0 238H2V237H0ZM181 238H183V237L181 236ZM2 240H4V239H1V241ZM189 240L190 239H188V241ZM188 241H186V243ZM218 241H219V239H218ZM5 242H6V240H5ZM190 242H192V241H190ZM220 242H221V240H220ZM209 243H210V241H209ZM231 243H233V242H231ZM2 244H3V242H2ZM190 244H192V243H190ZM202 244H204V243H202ZM236 244H238V243H236ZM3 246H4V244L0 247H3ZM228 246H229V243H228ZM232 247H233V245H232ZM101 251H104V252L101 253ZM238 253L239 252H237V254ZM169 254H171V253H169ZM243 255H244V253H243ZM238 256H237V258H238ZM162 257H164L165 259ZM248 258H249V256H248ZM175 260H176V258H175ZM237 261L238 260L236 259V261H234V263ZM241 261H242V259H241ZM10 263H8V264H10ZM230 263H232V262H230ZM234 263H232V264H234ZM245 263H247V262H245ZM223 264H225V263H223ZM235 264H237V263H235Z\"/></svg>", "mask_w": 264, "mask_h": 264}]
</instances>
